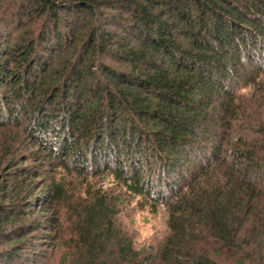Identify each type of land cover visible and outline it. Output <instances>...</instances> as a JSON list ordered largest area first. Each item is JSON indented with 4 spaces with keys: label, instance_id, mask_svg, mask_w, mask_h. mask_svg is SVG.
<instances>
[{
    "label": "trees",
    "instance_id": "trees-1",
    "mask_svg": "<svg viewBox=\"0 0 264 264\" xmlns=\"http://www.w3.org/2000/svg\"><path fill=\"white\" fill-rule=\"evenodd\" d=\"M30 3L25 15L44 20L38 36L6 48L0 34V120L29 121V136H45L49 145L40 144L36 154L47 152L46 159L64 169L74 163L83 170L92 162L101 174L105 166L128 193L166 205L170 235L156 251L140 249L118 226L119 197L96 191L72 203L61 181L49 186L44 201L28 203L30 214L39 207L48 216L28 232H56L54 240H62L60 212L69 204L75 217L68 235L78 264H217L196 256L201 242L255 252L264 232V97L251 99L258 108L247 116L250 107L236 105L239 93L226 74L234 64L264 59V0ZM65 53L68 59L53 66ZM259 73L248 82H259ZM213 95L223 101L214 103ZM212 127L221 131L212 161L187 185L170 181L183 152L204 143ZM4 148L10 158L0 173L27 176L12 165L13 147L6 142ZM148 173L156 175L154 184ZM162 182L172 197L158 189ZM22 184L19 193L26 178ZM9 190L0 185L1 201L10 199ZM27 191L33 199L40 190ZM26 232L6 242H20Z\"/></svg>",
    "mask_w": 264,
    "mask_h": 264
},
{
    "label": "rangeland",
    "instance_id": "rangeland-1",
    "mask_svg": "<svg viewBox=\"0 0 264 264\" xmlns=\"http://www.w3.org/2000/svg\"><path fill=\"white\" fill-rule=\"evenodd\" d=\"M31 7L30 0H0V34L3 35V47L7 48V46L18 44L25 37L34 35L33 38H35L38 36L43 28L44 20L43 18L38 19L35 15H25V11L32 10ZM60 32L68 37L67 31L63 26ZM40 51L41 49H38V54ZM45 57L49 58L51 56L46 55ZM68 57V54H66L62 57V60L53 59V66L64 62ZM102 60L107 64H113L110 58H102ZM258 60H260L259 57H257V60L253 59L252 61L259 62ZM259 63L260 65H254L251 64L250 60L247 62L245 60V65L234 64L233 66L236 68L231 71L229 70L228 74H226V77H228L227 83H229L227 85H231L239 93L237 98L240 97V101L236 105L245 103L250 107L247 116L252 110L258 108V105L253 106L254 104L251 102V99L254 100L255 97L257 98L260 95L264 97V73L257 72L258 70L261 71L264 67V59L260 60ZM10 67H14L13 64ZM52 70L53 68L48 72V76ZM254 73H259L257 79L259 82L254 83L253 81L249 83V78ZM232 79L234 82H231L233 81ZM213 97L214 100L219 99L214 103H218L219 101L221 103L223 101L218 98V95H213ZM9 107H11V104ZM4 109H8V106L5 105ZM259 109L261 112V108ZM17 110L20 109L17 108ZM5 114L9 117L10 112H6ZM252 120L253 118L250 122ZM5 124L6 129L2 127ZM33 124L34 121H31L30 126ZM27 125H29V121L23 119H17L16 121L13 118L10 120H0V170L3 169L2 165L4 161L10 158L7 150L4 148L7 142L9 146L13 147L12 151L15 153V158H13L15 161L12 165L14 164V168L16 166L24 168L27 172V176L21 175L22 177L18 179L13 176H11L12 178L8 177L4 175L5 173H0V185L7 186L10 189V199L0 200V215L3 218L4 216L12 217L6 221H2L0 217V264H78L74 261L75 250H72L75 244L70 241V235H68L73 227L72 222L75 217L71 206H68L69 204H66L60 212L59 232L61 235L59 238L61 237L62 240H54L56 239L55 235L58 234L56 232H28L29 227L33 223L36 221L44 222L48 218V216L40 212L39 207H34L38 212L30 214V210L27 209L28 205H30L28 203L35 205L36 201L40 198L44 201L49 192V186L53 182L60 181L66 184L67 196L71 197L72 203H77L79 199L85 200L96 191L107 193L110 197H119L120 199L118 198V200L120 201H118L116 208L118 210L116 216L118 226L133 240L134 245L138 248L156 251L166 241L170 235V212L166 205L159 204L155 206V202L153 201L128 193L115 182L111 173L103 169L105 166H101V170L99 171L101 174H98V171L96 172V164L94 165L92 162H88L83 170V165L74 163L70 164L69 170H66L61 166L59 161L47 160V152L36 154L40 144H46L49 147L47 138L44 136L40 141L38 135L33 138L30 137L27 130L30 128H27ZM234 125H236V122H234ZM216 129L218 128L212 127L211 132H214ZM216 133L219 135L221 131H217ZM216 133L206 135L204 143L183 152L182 159L177 164L175 173H173L174 176H171L170 181L178 180L181 182V185H187L192 182L204 165L209 161L211 162L214 158V146L218 143L219 139L215 135ZM45 149L50 150V148ZM55 153L56 155L61 154L63 156L59 148H56ZM145 170L143 168L142 171L144 172ZM155 177L156 175L148 173L147 179H150L154 184ZM23 178L24 180L26 178V190L19 193L18 188L23 183ZM163 184L162 182L161 187L158 189H162L160 191L172 197L171 189L165 188ZM32 186L37 191L40 190L33 199L29 198V191H27ZM152 205L156 207L155 210L152 208ZM248 225L250 224L248 223ZM248 225H244L243 235L246 234ZM22 229L28 233L22 238V241L16 243L6 242L13 238L14 234H20ZM258 233H260V230H258ZM258 238L252 246L253 249H256L253 252L255 254L243 252L246 250L240 252L238 250L222 249L219 245L201 242L196 248V256H207L217 264H264V232ZM210 242L213 241L211 240ZM21 248L23 249L21 250ZM6 254L14 255L11 261L6 260Z\"/></svg>",
    "mask_w": 264,
    "mask_h": 264
}]
</instances>
